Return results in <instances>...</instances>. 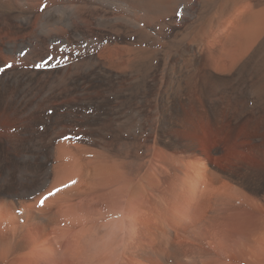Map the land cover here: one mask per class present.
I'll use <instances>...</instances> for the list:
<instances>
[{
  "label": "bare ground",
  "instance_id": "obj_1",
  "mask_svg": "<svg viewBox=\"0 0 264 264\" xmlns=\"http://www.w3.org/2000/svg\"><path fill=\"white\" fill-rule=\"evenodd\" d=\"M0 68V264H264V0H0Z\"/></svg>",
  "mask_w": 264,
  "mask_h": 264
},
{
  "label": "rangeland",
  "instance_id": "obj_2",
  "mask_svg": "<svg viewBox=\"0 0 264 264\" xmlns=\"http://www.w3.org/2000/svg\"><path fill=\"white\" fill-rule=\"evenodd\" d=\"M200 11V10H199ZM201 11H202V9H201ZM88 252L90 253V254H92V253H94L95 251L94 250H88ZM64 256V255H63ZM85 257H89V255L88 254H86L85 253ZM74 262V261H73ZM34 263V261L33 260H29V261H27L26 260V263L25 264H33ZM75 263V262H74ZM80 264H86L85 262H82L81 260H80Z\"/></svg>",
  "mask_w": 264,
  "mask_h": 264
},
{
  "label": "snow or ice",
  "instance_id": "obj_3",
  "mask_svg": "<svg viewBox=\"0 0 264 264\" xmlns=\"http://www.w3.org/2000/svg\"><path fill=\"white\" fill-rule=\"evenodd\" d=\"M11 65H9V67H10ZM4 69L3 68H0V71H3ZM42 203V202H41Z\"/></svg>",
  "mask_w": 264,
  "mask_h": 264
}]
</instances>
